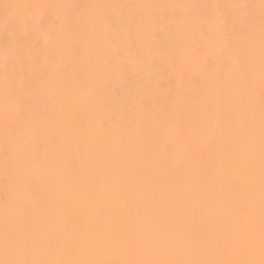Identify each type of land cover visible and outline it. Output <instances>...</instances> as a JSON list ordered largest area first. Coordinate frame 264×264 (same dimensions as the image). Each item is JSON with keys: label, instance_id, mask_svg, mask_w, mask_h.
I'll list each match as a JSON object with an SVG mask.
<instances>
[{"label": "snow or ice", "instance_id": "6c2138e0", "mask_svg": "<svg viewBox=\"0 0 264 264\" xmlns=\"http://www.w3.org/2000/svg\"><path fill=\"white\" fill-rule=\"evenodd\" d=\"M0 264H264V0L0 3Z\"/></svg>", "mask_w": 264, "mask_h": 264}, {"label": "bare ground", "instance_id": "6f19581e", "mask_svg": "<svg viewBox=\"0 0 264 264\" xmlns=\"http://www.w3.org/2000/svg\"><path fill=\"white\" fill-rule=\"evenodd\" d=\"M6 2V0H0V3ZM82 2H88V0H82ZM120 2H126V0H120ZM137 2H157V3H163V2H181V0H137ZM200 2H204V0H200ZM212 2H215V0H212ZM167 86V82H165Z\"/></svg>", "mask_w": 264, "mask_h": 264}]
</instances>
